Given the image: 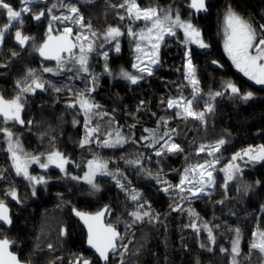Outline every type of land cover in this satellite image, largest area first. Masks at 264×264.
I'll list each match as a JSON object with an SVG mask.
<instances>
[{"label": "trees", "instance_id": "16d2710c", "mask_svg": "<svg viewBox=\"0 0 264 264\" xmlns=\"http://www.w3.org/2000/svg\"><path fill=\"white\" fill-rule=\"evenodd\" d=\"M6 2L15 10L21 6L20 0ZM122 2L65 0L80 10L85 25L81 28L70 21L51 20L52 15L69 14L67 8L60 7L58 0H36L30 6V12L23 14V25L12 27L5 38L0 51V92L7 98L25 95V124L10 130L26 152L36 155L59 151L70 161L67 172L77 175L85 170L90 160L106 161L108 169L125 187H118L112 176H100L97 182L102 189L93 194L82 183L72 188L56 168L41 170L32 166L30 174L43 176L47 181L40 184L44 187L38 188L33 195L29 181L12 172L1 144L0 170L7 171L4 179H0V200L8 202L6 195L14 188L22 206L9 204L13 223L10 229L0 226V237L12 241V250L29 264H77L78 257L101 264L84 248L85 232L73 218L71 209L94 212L108 205L105 222L115 226L123 239L107 264H121V261L123 264H231V242L237 228L241 238L239 264H264V254L250 250L252 233L264 231V162L253 164L247 157L237 160L235 163L240 166V171L226 187L224 173L219 171L229 164L236 152L264 144V87L248 81L226 57L221 43L222 15L231 6L259 33V25L264 24V0H206L208 11L200 13L189 7L188 0H137L142 8L178 10L183 19H190L198 27L209 47L200 50L192 45L185 46L183 34L177 30L176 36L165 37L160 49L161 63L153 75L145 74L135 85L117 77L116 73L119 68L130 71L134 61L135 40L127 34L128 27L139 32L146 24L143 21L133 23L127 18L121 21L119 17L126 12L114 5ZM53 4L57 7L49 14L48 9ZM41 9L45 15L38 25H33L32 15ZM50 22L51 32L70 27L75 38L77 35L88 37L87 42L96 49L89 54L88 73L59 71L57 63L41 62L34 46L21 51L13 44V31L18 28L24 35H34L35 43L41 42ZM5 23L6 12L0 9V27ZM88 25H91L90 29ZM109 27H119L123 33L119 37L120 52L115 51V41L105 40ZM92 32L96 35L92 36ZM185 51L192 53L200 82L194 110L205 111L206 104H211L214 109L211 113L206 112L204 122L184 119L176 115L175 109L167 107L169 98L180 95L192 98V86L184 79ZM13 52L17 55L13 56ZM104 52L109 53L107 61ZM78 53L77 47L75 55ZM64 60L67 68L78 67L69 57ZM212 61H217L221 68L211 66ZM106 63L108 71H105ZM47 67L53 68V72H44ZM29 69L61 91L46 86L34 95L21 93L17 81L21 86L31 84L33 77L28 76ZM93 76L97 77L95 82ZM229 81L241 93L253 92L254 98L245 102L233 97L230 90L225 89ZM92 88L94 91L88 92ZM216 92L224 95L214 97ZM81 93L99 106L94 109L89 127L99 126L100 131L84 147L80 146V141L85 137V117L75 105ZM70 104L75 107H69ZM161 118L168 121L167 127L163 123L158 125ZM29 120L31 124L27 123ZM74 120H77L75 125ZM145 129L156 130L157 139L175 129L173 141L180 144L183 151L157 157L154 148L148 147L151 137L147 141L141 139L149 136ZM117 130L125 135L127 142L116 147H103L109 133L115 135ZM220 139L227 143L216 154L222 159L216 166V184L210 193L182 200L181 196L186 195L178 189L173 187L167 193L162 190L167 185L157 183L158 179L178 184L184 168L213 159L207 152L197 155L199 146L215 144ZM137 159L141 161L140 165L128 163ZM133 189L142 194L140 201L130 199ZM141 204L140 211L148 212L149 216L133 223L134 218L129 214L137 211ZM177 205L179 209H176ZM189 209L196 215H190ZM193 222L200 228L199 233L189 227ZM204 224L212 229L215 243L208 239ZM221 248L228 251L222 253Z\"/></svg>", "mask_w": 264, "mask_h": 264}, {"label": "snow or ice", "instance_id": "6c2138e0", "mask_svg": "<svg viewBox=\"0 0 264 264\" xmlns=\"http://www.w3.org/2000/svg\"><path fill=\"white\" fill-rule=\"evenodd\" d=\"M22 7L19 10H15L10 3L6 0H0V9L6 12L7 23L0 27V43L3 42L5 34L10 30V28L23 25L24 19L23 14L30 12V6L36 3V0H20ZM60 7L67 8L69 14L56 16L52 15V21H70L72 24L79 25L83 28V16L80 14V10L71 4L65 3V0H58ZM57 4H53L52 8L48 9L49 14L52 13V9L56 8ZM121 10H125L126 15H121L119 19L121 21L126 18L131 20L133 23L136 21L145 22L146 26L139 32H135L131 26L127 29V34L135 40V51L138 53L136 56V63H133L132 67L137 69L141 74H147L148 76L153 75L154 70L161 63L160 61V49L161 45L165 41L166 36H176L177 29H180L184 33V41L182 42L185 46L188 44H195L201 49H207L209 45L204 43L201 38L200 30L190 21H185L181 18L180 12L177 10L173 13L172 9L168 10L160 9L159 7H147L142 8L137 0H123L119 5H114ZM189 7L194 9L195 12H207L206 0H190ZM45 13L41 11L35 14L32 19L39 21ZM224 50L227 53L229 59L232 61L233 65L244 74L249 80L254 81L255 84L264 86V24L259 25V33L257 28L253 26L251 22L244 19L241 15L236 13L231 6L228 7L227 12L224 16ZM89 29L91 25H88ZM51 33V22L49 25V35L47 40L42 44L37 51L45 59L55 60L57 63V69L59 71H76L78 73H88L89 72V54L96 51L92 43H88L85 47V42L88 41L87 36L77 35L74 42L71 37L73 29L70 27H65L63 34L59 36H53ZM92 36L96 33L92 32ZM123 33L119 27H109L105 33L106 41H115V51L120 52L119 37ZM31 37L23 35L22 32L18 30L15 32V40L20 46H24ZM79 42V43H77ZM79 48V55L76 56L74 49ZM102 47V45H101ZM62 53H68L69 59L74 65H78L75 68H67L64 57ZM17 53L13 52V56ZM108 52H104L103 56L105 61L108 59ZM185 63H184V79L192 86V98L186 99L183 95L177 98H169L167 100V107L169 109H176V115L184 119L192 118L197 121L204 122L205 114L213 112V106L211 104H206L205 111H195L193 105L198 102L199 93V80L196 75V66L193 63V57L191 51H185L184 53ZM216 64L217 61H213ZM44 72H53V69L44 68ZM57 71L56 74H59ZM105 71H108L107 63L105 64ZM28 76L33 77L31 84L27 86H21L20 81H17V87L20 88L21 93H35L37 90H44L47 87L53 88L55 91H61V88L56 87L50 81H43L39 77L35 76V70L29 69ZM123 78L130 81L131 84L135 85L140 80L144 79L143 75H132L126 71H122ZM93 82L97 77H92ZM225 89L230 90L233 97H238L242 101H249L254 98V93L249 91L246 93H241V90L232 82H227L225 84ZM94 91V88L88 89V92ZM81 98L77 101L80 109L84 113V124H85V137L80 141V146L84 147L91 143L90 138L100 131L99 126L89 127L91 123V117L94 114V109L99 106L91 102L84 93H81ZM224 93L216 92L213 94L214 97L222 96ZM143 104V101L141 102ZM69 107H75L74 104H70ZM25 109V103L22 102V97L17 95L11 100L5 99L0 96V118L3 119L5 124L13 123L24 125L25 121L22 118V113ZM106 115V114H105ZM31 124L32 121L27 122ZM74 123H76L74 121ZM158 125L163 123L167 127L168 121L161 118V121L157 122ZM145 132L149 133V136L141 137L142 140H149L151 137V142L148 147L154 148L155 155L157 157H163L168 154H175L182 152L180 144L173 141V134L176 133L175 129L166 131L163 136L159 139L156 138V130L145 129ZM0 133L7 142V153L8 158L11 162V168L14 170L15 175L18 177H23L25 180L29 181L33 185V195H35V185L46 184L47 181L43 176H33L29 172V167L33 164H38L42 169H48L50 165H54L59 168L61 172H65V166L70 163L69 159L64 156L59 151H54L49 153L46 157L29 155L24 152L23 147L19 139L14 135V133L8 128H0ZM111 136V133H109ZM127 142V139L117 130L116 139L113 141L111 139H105L103 141V147H116ZM227 143L226 140L220 139L215 144L205 145L201 144L197 149V155L200 153L207 152V155L213 157L211 160H205L203 163H198L195 165H189L184 168L183 174L180 176V181L176 185H172L167 180H157V183L165 184L162 190L164 192H169L173 187L178 189L180 193L187 192L190 196H181V199L190 198H200L204 195L207 188H212L216 184V177L214 172H216V166L221 162V157L216 154L221 151L222 146ZM247 157V160L253 164L264 162V144L258 146H249L240 152H236L229 164L224 168L219 169L220 172L224 173V186L226 187L229 181L234 179L237 172L240 171V166L235 163L237 160H242ZM42 159L46 162H42ZM130 164L140 165L141 161L139 159L134 161H128ZM6 169L0 170V179H4V172ZM111 175L114 180H116L117 186L124 188L125 186L120 184V181L115 175L107 171V162H101L98 159H93L88 161V171L85 172L84 176L75 177L73 180L83 179L88 184L92 186L93 189H97L95 184V178L97 175ZM149 175H151L149 173ZM259 183V182H257ZM12 200L20 203L17 196L16 190L13 188L7 193ZM130 199L132 201H140L142 199V194L133 189L130 194ZM179 205L176 209H179ZM143 208L141 204L137 211L130 213L134 220H143L145 216H149L148 212H141L140 209ZM264 208V206H262ZM173 209V210H176ZM73 213L80 218L87 228L88 245L95 250L98 254L99 260L103 261L104 264L110 259V254H115L118 248V241L123 239L119 232L112 224H105L103 217L107 212V207L105 210L98 212L94 215L78 211L73 208ZM190 215H196L191 209H189ZM0 223L3 225L11 226L13 221L10 215V210L8 205L4 200H0ZM197 233H199L200 228L195 222L189 225ZM203 229L208 233V239L212 242H216V237L213 235L212 229L207 225H203ZM236 238L232 241L231 247V264H239L238 257L241 255L240 250V229H235ZM63 234V232H62ZM252 242L250 244V250H257L259 253L264 254V231H254L252 233ZM12 241L7 238L0 239V264H21L20 260L12 251L10 247ZM51 248V245H49ZM126 250L127 246H123ZM228 250L221 248L222 253H226ZM124 253L121 252L120 256L123 257ZM77 264H94L93 261L89 259H84L83 257L77 258ZM123 264V261H121Z\"/></svg>", "mask_w": 264, "mask_h": 264}, {"label": "rangeland", "instance_id": "374dc122", "mask_svg": "<svg viewBox=\"0 0 264 264\" xmlns=\"http://www.w3.org/2000/svg\"><path fill=\"white\" fill-rule=\"evenodd\" d=\"M22 7V5L17 9V10H19L20 8ZM176 11H173V13H175ZM227 12V10L224 12V14L222 15V19H221V43H222V48H223V51H224V53H225V55H226V57L228 58V60L230 61V63L232 64V66L234 67V69L238 72V73H240L242 76H244V74L242 73V72H240L234 65H233V63H232V61L229 59V57H228V55H227V53L225 52V50H224V39H225V36H224V28H225V25H224V16H225V13ZM182 18V17H181ZM183 19V18H182ZM183 20H185V21H188V20H190V19H183ZM191 21V20H190ZM192 22V21H191ZM146 26H150V25H146ZM196 26V25H195ZM197 27V26H196ZM198 28V27H197ZM177 30H180V29H177ZM181 31V33L183 34V40L185 39V37H184V33H183V31L182 30H180ZM122 32V31H121ZM201 38H202V36H201ZM203 39V38H202ZM204 41V40H203ZM88 42H85V44H87ZM204 43H206L205 41H204ZM207 44V43H206ZM189 45H192V46H195V47H197L198 49H200V50H203V49H201V48H199L197 45H195V44H188L187 46H189ZM79 55V53L77 54V56ZM138 55V53L135 51V57H134V61H133V63H136L137 61H136V56ZM133 65V64H132ZM48 68V67H47ZM51 69H53V68H51ZM122 71H126V72H128V73H130V74H132V75H143V76H145V74H141V73H139L138 72V70L137 69H135V68H133V67H131V70L129 71V70H124V69H122V68H119L118 70H117V73H116V76L117 77H120V78H122L123 80H126V81H128L127 79H125V78H123V76H122ZM248 81H250V82H252V83H254L255 84V82L254 81H251V80H249L246 76H244ZM129 83H130V81H128ZM255 85H257V84H255ZM258 86H261V85H258ZM261 87H264V86H261ZM78 108H79V111L82 113V114H84L83 113V111L80 109V107H79V104L76 102V104H75ZM176 110V109H175ZM76 123H77V120H74ZM74 121H73V124L75 125L76 123H74ZM123 135V134H122ZM124 137H125V135H123ZM126 138V137H125ZM106 139H111V140H115L116 139V134L115 135H111V136H108ZM24 152H26L25 150H24ZM51 152H54V151H50V152H48V153H45V154H36L35 156H41L42 158L43 157H46L49 153H51ZM26 153H28V152H26ZM29 155H34V154H30V153H28ZM42 162H46V160H44V159H42ZM203 163V162H202ZM31 166H36L37 168H39V169H41V170H44V169H42V168H40L39 167V165L38 164H33V165H31ZM31 166L29 167V170H30V168H31ZM67 166V165H66ZM66 166H65V172H61L60 171V169L59 168H57V167H55L54 165H50L49 167H53V168H56V169H58L60 172H61V174H62V178L63 179H65L67 182H69V183H71V187L72 188H75L74 187V185H78V184H85L86 186H87V188H88V190H89V192H91V193H93V194H96V193H98V192H100L101 191V189H102V187H101V185L97 182V177H100V176H111V175H97L96 176V178H95V184L97 185V189H93L92 188V186L90 185V184H88L85 180H83V179H78V180H73L72 179V177L73 176H75V177H83L84 176V174H85V172H87L88 171V162H87V164H86V166H85V170L80 174V175H77V174H74V173H68L67 172V170H66ZM107 171L109 172V173H111V171L108 169V167H107ZM183 174V172L181 173V175ZM214 187V186H213ZM213 187L212 188H207L206 190H205V193H204V195H206V194H208V193H210L211 191H212V189H213ZM184 194L186 195V196H190V194L189 193H187V192H184ZM190 199H195V198H190ZM236 238V234L234 235V237H233V239H232V241L234 240ZM241 239V238H240ZM231 247H232V242H231ZM232 255V254H231Z\"/></svg>", "mask_w": 264, "mask_h": 264}, {"label": "water", "instance_id": "95a60500", "mask_svg": "<svg viewBox=\"0 0 264 264\" xmlns=\"http://www.w3.org/2000/svg\"><path fill=\"white\" fill-rule=\"evenodd\" d=\"M188 1L190 2V0H188ZM41 11L44 12V9H41L40 11H38V12L35 13V14H38V13H40ZM35 14H33L32 17H33ZM42 19H43V16L41 17V19H40L39 21L32 19V24H33V25H38V24L42 21ZM47 31H48L47 35L44 36L42 42L38 45V48H39L42 44H44V42L47 40L48 35H49V26L47 27ZM63 32H64V31L51 32L50 34L53 35V36H59V35L63 34ZM26 36H27V35H26ZM29 37H31V39H30L29 41H27L26 44L22 47V46H20V45L18 44V42L15 40V33H14V34H13V37H12V38H13V44H14L16 47H18L21 51H23V50H25V48H26V46L28 45V43L34 39V36H29ZM71 39H72L74 42H76L74 32L72 33V37H71ZM38 48H37V49H38ZM76 49H77V48H76ZM76 49L73 50L74 53L76 52ZM36 53L39 55V57H40V59H41L42 61L47 62V63H50V64H54V63H56L55 60L45 59L44 57H42V56L39 54L38 51H36ZM62 56H63L64 58H65V57H69V54H68V53H62ZM212 62H213V61H212ZM212 62L210 63L211 66L216 67V68H221V65H220L218 62H217L216 64H213ZM37 91H38V92H42V90H37ZM18 125L21 126V127L23 126V125H20V124H18ZM106 207H107V210H108V205H105V206H102L100 209H98V210H96V211H94V212H88V211L80 210V209H77L76 207H73V208L77 209L78 211H81V212H84V213H88V214H92V215H94V214H96V213H98V212H101V211L105 210ZM73 208L71 209V214H72L73 218H74V219L80 224L81 228H82V229L84 230V232H85V244H84V248L87 249V250H89L91 253H93L94 256L99 260V258H98V254H96V253H95V250L92 249V248L88 245V243H87V236H88L87 228L85 227L84 223L80 220V218L77 217V216L73 213V211H72ZM9 210H10V209H9ZM10 212H11V211H10ZM106 213H107V212H106ZM106 213H105V215H104V217H103V221H104L105 224H108V223L105 222ZM0 226L4 227V228H6V229H10V228H11V226L3 225L2 223H0ZM114 227H115V226H114ZM115 228H116V227H115ZM116 230L119 232V234H120V236H121L120 231H119L117 228H116ZM0 239H4V238L0 237ZM118 242H119V241H118ZM13 247H14V243H12V245H11V247H10V251H12V252H13L14 254H16V256L18 257V254L12 250ZM117 250H118V248H117ZM117 250H116V251H117ZM111 255H112V254H110V257H111ZM18 259H19V257H18ZM19 260H20V259H19ZM99 261L101 262V264H104L103 261H101V260H99ZM20 262H21V264H29V263H27V262H25V261H22V260H20ZM107 263H108V262H107Z\"/></svg>", "mask_w": 264, "mask_h": 264}, {"label": "flooded vegetation", "instance_id": "af4514ba", "mask_svg": "<svg viewBox=\"0 0 264 264\" xmlns=\"http://www.w3.org/2000/svg\"><path fill=\"white\" fill-rule=\"evenodd\" d=\"M11 29V28H10ZM17 30H15V31H13V34L16 32ZM47 33H48V31H47ZM8 35V32L5 34V37H4V40H3V42L2 43H0V51L2 50V48L4 47V42H5V38H6V36ZM24 35V34H23ZM27 36H34V35H27ZM34 40H35V36H34V39L32 40V41H30L29 43H28V45L26 46V47H29V46H34L35 47V53H36V51H37V48H38V45L42 42H39V43H35L34 42ZM12 42H13V38H12ZM36 55L38 56V58L40 59V57H39V55L36 53ZM41 60V59H40ZM41 62H43V63H46V64H50V63H47V62H44V61H42L41 60ZM36 93V92H35ZM35 93H27V95H34ZM0 96H3L2 95V93L0 92ZM25 96V95H24ZM24 96H22V102L23 103H25V97ZM4 97V96H3ZM16 96H14V97H12V98H7V97H4L5 99H7V100H11V99H13V98H15ZM24 112H25V109H24V111H23V113H22V118H23V115H24ZM13 126H18V127H21V126H19L18 124H13V123H8V124H5L4 123V121H3V119L2 118H0V128H3V127H8L9 129H12L13 128ZM23 127V126H22ZM16 136V135H15ZM0 138L2 139V140H0V145L2 144L3 145V148H4V151H5V153H6V155H7V160H8V164L9 165H11V162H10V160H9V158H8V153H7V151H6V149H7V142H6V140H5V138H4V136H3V133H0ZM23 147V146H22ZM1 148V147H0ZM24 150V149H23ZM32 167V166H31ZM11 170H12V168H11ZM12 172L15 174V172H14V170H12ZM20 178H23L22 176L20 177ZM24 179V178H23ZM29 188L31 189V191L33 192V185L29 182ZM44 186L43 185H35V192L37 191V189L38 188H43ZM5 195V194H4ZM6 197H7V200H8V202L7 201H5V203L8 205V207H9V209H10V206H9V204L10 205H17L18 207H21L22 205H21V202L20 203H17L16 201H14V200H12V198L9 196V195H6ZM20 201V200H19ZM10 211H11V209H10Z\"/></svg>", "mask_w": 264, "mask_h": 264}]
</instances>
